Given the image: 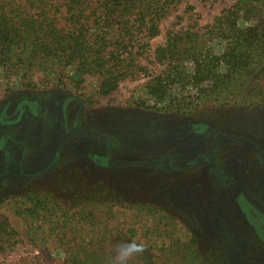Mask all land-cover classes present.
I'll list each match as a JSON object with an SVG mask.
<instances>
[{"label":"rangeland","instance_id":"obj_1","mask_svg":"<svg viewBox=\"0 0 264 264\" xmlns=\"http://www.w3.org/2000/svg\"><path fill=\"white\" fill-rule=\"evenodd\" d=\"M236 2L181 0L146 48L135 31L125 62L133 72L108 95L99 75L55 58L18 51L13 67L0 63V264H112L116 246L132 239L140 251L129 264H264L251 217L264 220V103L177 114L160 109L157 92L167 68L159 46L180 32L205 34ZM237 24L258 23L245 15ZM213 35L221 54L226 36ZM175 76L173 100L198 94ZM22 100L34 110L6 120Z\"/></svg>","mask_w":264,"mask_h":264},{"label":"trees","instance_id":"obj_2","mask_svg":"<svg viewBox=\"0 0 264 264\" xmlns=\"http://www.w3.org/2000/svg\"><path fill=\"white\" fill-rule=\"evenodd\" d=\"M180 1L0 0V63L13 67L18 51L38 62L49 63L55 58L62 67L75 64L81 73L99 75V93L108 95L133 72L129 68L132 63L125 62L133 61L127 47L138 39L135 31L145 33L143 45L148 47V40L158 33L160 20ZM263 4L264 0H237L214 18L219 19L218 24L205 26V34L180 32L179 36L173 34L178 38L175 45L171 43L167 49L168 43L159 46L157 60L167 65L157 76L164 80H159L157 89L164 99L160 109L187 114L203 103L246 108L264 103ZM245 15L258 24L240 29L237 21ZM217 33L226 36L221 54L210 46ZM113 42L117 47L122 45L120 53L108 48ZM187 61L192 63L188 70L184 65ZM175 75L199 86L198 94L173 100L166 87L173 84Z\"/></svg>","mask_w":264,"mask_h":264},{"label":"clouds","instance_id":"obj_3","mask_svg":"<svg viewBox=\"0 0 264 264\" xmlns=\"http://www.w3.org/2000/svg\"><path fill=\"white\" fill-rule=\"evenodd\" d=\"M139 251V243L136 239L121 242L114 249L112 264H129L131 258Z\"/></svg>","mask_w":264,"mask_h":264},{"label":"flooded vegetation","instance_id":"obj_4","mask_svg":"<svg viewBox=\"0 0 264 264\" xmlns=\"http://www.w3.org/2000/svg\"><path fill=\"white\" fill-rule=\"evenodd\" d=\"M24 101V102H23ZM29 106V108H31V110H34L36 104L35 103H30L27 100H22V102L20 104H18L16 110L13 112L12 115H10L9 117H6V120H16L18 119L19 115L21 114L22 110H23V106ZM5 117L2 116V119H4ZM246 206V205H245ZM248 207V206H247ZM248 209V208H247ZM250 210V209H249ZM251 217L252 220L254 221V226H257V231L261 234L264 235V220L261 218V216H256L257 212H254L253 210ZM249 214V212H248Z\"/></svg>","mask_w":264,"mask_h":264}]
</instances>
